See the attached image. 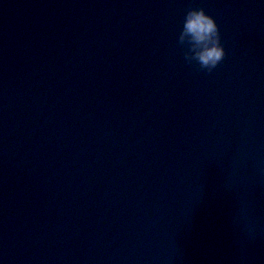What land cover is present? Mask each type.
I'll return each mask as SVG.
<instances>
[{"label":"water","instance_id":"1","mask_svg":"<svg viewBox=\"0 0 264 264\" xmlns=\"http://www.w3.org/2000/svg\"><path fill=\"white\" fill-rule=\"evenodd\" d=\"M0 264H264V0H0Z\"/></svg>","mask_w":264,"mask_h":264},{"label":"clouds","instance_id":"2","mask_svg":"<svg viewBox=\"0 0 264 264\" xmlns=\"http://www.w3.org/2000/svg\"><path fill=\"white\" fill-rule=\"evenodd\" d=\"M179 43L186 46V61L208 72L215 70L227 56L220 25L203 8H192L187 12Z\"/></svg>","mask_w":264,"mask_h":264}]
</instances>
